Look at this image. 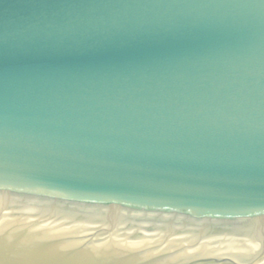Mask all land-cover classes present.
Returning <instances> with one entry per match:
<instances>
[{"label":"water","instance_id":"water-1","mask_svg":"<svg viewBox=\"0 0 264 264\" xmlns=\"http://www.w3.org/2000/svg\"><path fill=\"white\" fill-rule=\"evenodd\" d=\"M0 264H264V0H0Z\"/></svg>","mask_w":264,"mask_h":264}]
</instances>
